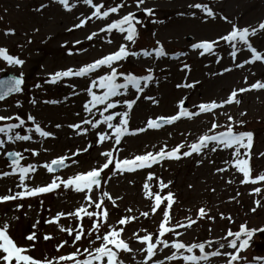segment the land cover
Segmentation results:
<instances>
[{"label": "rangeland", "instance_id": "1", "mask_svg": "<svg viewBox=\"0 0 264 264\" xmlns=\"http://www.w3.org/2000/svg\"><path fill=\"white\" fill-rule=\"evenodd\" d=\"M41 2L48 4V7L38 13L34 9L39 7ZM96 2L99 3L100 0H96ZM104 2L106 5H113L120 3L121 0H104ZM196 2L208 3L217 13V18L204 20L201 18L203 14L199 10L188 8V5ZM144 7L153 8L154 18L163 21V23H153L152 18L145 17L136 9L135 0H126V6L119 14H111L109 20L93 19L87 22L83 28H73L72 31H67L74 23H78V18L90 14L87 6L78 4L69 12L52 0H0V47L7 48L10 54L25 61L22 68L8 66L0 61V68L4 69L0 75L4 73L19 75L20 71H23L25 75L24 91L12 95L8 98L7 103L0 102V115L20 114L22 118H25L30 113L36 117L37 122L47 126V130L55 134V138L49 137L43 141L34 136L35 142H16L6 145L7 150L23 152L26 157L22 161L23 164L42 165L60 155H70L77 148L86 147L95 138V130H90L87 135L78 136L73 129L68 127L69 124L78 123L85 117L82 105L87 98L83 91L89 83L87 78H68L60 85H43L41 89H34L33 85L35 83L43 84L48 74L56 70L67 67L77 68L115 51L119 44L124 42L119 33H100L92 41H88L86 37L93 31L98 32L111 19H116L118 15L126 14L129 11H138L140 18L144 20L143 26L138 29L137 43L132 47L136 51L151 50L155 47V41L159 40L168 52V56L158 60L143 56L130 57L123 64L121 70H131L136 74H143L147 67L152 66L159 81L158 84L153 82L146 89L148 95L154 96L159 101L158 105H153L143 99L138 101L130 112L129 123L132 129L142 127L149 117L174 114L176 102L184 96L188 97L186 104L191 108L193 104L202 101L212 99L219 101L226 98L232 89L247 87L257 80L264 81V63L254 62L244 65L243 68H236L229 55L231 49L227 44H221L216 50L217 55L222 58L220 64L215 62L213 56L205 54L201 57L189 47L196 40L215 39L218 35L229 30L230 25L221 20L220 15L228 17L229 20L238 23L241 27L256 26L259 21L264 20V0H146ZM193 11L196 12V16L188 14ZM181 12L185 14L179 15L178 13ZM8 28L13 29L14 34L5 35ZM106 39H112L113 43H107ZM29 40L31 43H28ZM76 40L81 43L75 44ZM251 43L259 51H264V33L252 37ZM69 49L72 50L71 55ZM178 52L188 54L178 59H172V55ZM237 56L236 62L242 63L249 58L250 54L247 49H242L237 53ZM184 63L191 67L187 82L200 81V84L191 90L175 87L177 83L185 82V71L181 70ZM224 67H230L232 70L223 75H210L211 72H221ZM245 77H247V81H245ZM68 84L75 85V91L79 94L71 95L72 89L67 87ZM65 96H68L67 100L64 99ZM33 97L38 101L57 99L61 103L51 105L40 102L33 106L29 102ZM238 98L241 99V104L225 106L222 111L233 115L237 120L241 119L240 112L246 113L242 117L245 122L242 130L254 133V147L250 163L253 174L258 175L260 172H264V157L259 156V153L264 152V90H252L240 94ZM17 99L22 105L20 108L15 107ZM77 113L80 115L77 116ZM211 119L210 115L202 114L194 121L181 119L174 125L164 126L160 130H147L142 134L128 136L118 146L121 149L119 155L125 157L140 154L145 151L146 146L147 150H153V145H156L158 149L163 144L172 147L182 142H191L210 126L208 121ZM219 121L222 124L225 123L226 117L220 115ZM57 123L62 127L56 129ZM28 125L30 126V122ZM237 130L241 129L238 127ZM21 134L24 133L21 132ZM25 148L35 149L39 155L33 157L30 153L24 152ZM108 148V142H105L103 147L93 146L87 154L79 156L76 165H72L68 161L69 166L58 175L66 179L79 170H86L94 166L100 159L98 153ZM43 149H47V151ZM198 158L194 156L182 158L179 161H164L150 169L165 182L172 181L168 190L174 193L176 200L171 209L173 223H187L186 218L189 216L192 219H197L198 210L201 207H204L208 215L214 218V220L199 219L191 229H180L184 233L181 239L189 243L207 239L218 240L226 236L229 229L237 231L241 224H245L247 228L257 231L254 232L249 246L242 251L241 255L246 260L251 259L253 258L251 253L255 248L256 251L253 255L264 257V206L257 207L255 212L251 211L255 207L257 199H261V203L264 205V194H250L254 187H264V185L259 183L256 185L241 184L242 174L235 173L234 169L217 174L215 169L224 166L223 161L229 159L228 151L209 153L200 165L195 162ZM9 163L3 159V154H0V171H9ZM32 175L33 179L29 182L31 186L45 184L52 178V174L47 173L43 167H38ZM108 175L109 173L106 171L105 179ZM146 176V170L125 173L113 176L110 182L104 186L113 198H122L117 200L118 207H113L110 202L106 204L110 212L109 224L116 223L126 214L128 208L133 210L131 215L139 217L129 223L123 233L124 239L129 240L130 246L134 250L140 248L141 245L134 239H130L133 233L144 234L141 229L156 232L162 219L159 210L157 214L150 215L148 218L139 215L140 212L149 211L150 206V202L142 194ZM229 180H233V183L229 184ZM129 181H133V183H129ZM17 183L18 176L16 175L0 178V195L6 194L9 189L16 191ZM152 183L155 188L156 182ZM82 202L81 194L61 187L39 199L26 198L23 201L0 203V224L7 220L11 224L10 233L18 245L29 247L31 242L27 241L25 237L32 230L31 225L39 219L38 235L40 239L35 243L34 250L28 254L37 259H43L46 256L55 257L72 252L74 248L69 239L68 245L57 252L55 246L68 237L65 233H61L55 224H45L43 221L55 216L57 212L74 210ZM18 203L23 204L19 210L16 209ZM221 214H223V219ZM12 217H18V220H13ZM229 217L230 219H228ZM60 224L68 227L73 224V221L62 218ZM84 226L86 228L89 226L87 219L84 220ZM46 233L51 234L54 239L43 240V235ZM168 238L171 240L173 237L169 236ZM221 242L226 243L227 241L221 240ZM83 246H87L86 240ZM170 251L171 249H162L157 258L163 259L164 256L170 254ZM225 251H230V249L226 248ZM120 258L125 261V264H135L131 255L121 253ZM141 258L139 254L136 255V260ZM209 264H224V258H212Z\"/></svg>", "mask_w": 264, "mask_h": 264}, {"label": "snow or ice", "instance_id": "2", "mask_svg": "<svg viewBox=\"0 0 264 264\" xmlns=\"http://www.w3.org/2000/svg\"><path fill=\"white\" fill-rule=\"evenodd\" d=\"M52 2L69 12L78 4H83L89 8L90 14L78 18V23H74L67 31H72L73 28H83L87 22L93 19L109 20L111 14H119L126 6V0H121L120 3H114L113 5H106L104 0H100L99 3L96 0H74V2L73 0H52ZM145 3L146 0H135L136 9L142 12L145 17L152 18L153 23H163V21L154 18L153 8L144 7ZM47 7L48 4L41 2L34 11L39 13ZM188 8L199 10L203 14L201 18L204 20H215L217 18V13L208 3L196 2L188 5ZM178 14L184 15L185 13ZM188 14L196 16L194 11ZM219 18L230 25L229 30L218 35L215 39L201 38L196 40L189 45L190 49L201 57L205 54L213 56L215 62L220 64L222 58L217 55L216 50L221 44H227L231 49L229 55L236 68L240 69L244 65H250L254 62L264 63V51H259L251 43L252 37L264 33V20L259 21L256 26L241 27L226 16L220 15ZM143 23L144 20L138 18L132 11L118 15V18L111 19L98 32L93 31L86 37L88 41H92L100 33H119L124 42L120 43L115 51L84 63L77 68L67 67L56 70L48 74L43 84L35 83L33 85L34 89H41L43 85H60L68 78L79 77L89 80V83L83 89L87 97L82 105L85 117L78 123L68 125L78 136L87 135L90 130H95V138L86 147L77 148L70 155H60L42 165L23 164L22 161L26 159L23 152L7 150L6 145L15 144L16 142H35L34 136L43 141L49 137L55 138V134L47 130V126L37 122L36 117L30 113L25 118H22L20 114L0 115V122H3L0 123V154L5 155L10 161L8 164L9 171H0V178L18 176V183L15 185L17 190L12 191V189H9L6 194L0 195V203L23 201L26 198L39 199L61 187L81 194L83 197V202L74 210L57 212L55 216L43 221L45 224H55L58 230L68 237V239L62 240L55 246L57 252L68 245L69 239L74 251L51 258L47 256L43 259L34 258L28 253L34 250L35 243L40 239L38 235L40 220L38 219L31 225L32 230L25 237L27 241L31 242L29 247L18 245L10 233L11 224L6 220L3 224H0V264H125V261L120 258L121 253L131 255L132 259L135 260V264H209L210 260L216 257H223L224 264H250L241 253L249 246L254 232L257 230L249 229L245 224H241L239 230L232 231L229 229L226 236L218 240L207 239L191 243L183 241L181 237L184 233L180 229H191L199 219L214 220V218L208 215L204 207H201L198 210L197 219H192L189 216L186 218L187 223H173L171 209L176 200L174 193L168 190L172 181L165 182L150 169L164 161H179L182 158H192L194 156L199 157L195 162L200 165L209 153L228 151L229 159L223 161L224 166L215 169L217 174L234 169L235 173L242 174L241 184L256 185L259 183L264 185V172L254 175L250 163L254 147V133L242 130L245 123L242 117L246 113L240 112L241 119L237 120L233 115L222 111L225 106L241 104L242 101L238 98L240 94L252 90H264V81L257 80L247 87L232 89L226 98L219 101L215 99L202 101L193 104L191 108L186 104L188 97L184 96L176 102L174 114L149 117L142 127L132 129L129 123L130 112L138 101L143 99L153 105H158L159 101L154 96L148 95L146 89L153 82L158 84L159 81L152 66L147 67L143 74H136L131 70H121L123 64L130 57L143 56L158 60L168 56V52L159 40L155 41V47L151 50L141 49L136 51L132 47L137 43L138 29L143 26ZM4 34H14V30L8 28ZM106 42L111 44L113 40L106 39ZM28 43H31V41L29 40ZM80 43L79 40L75 41V44ZM242 49H247L250 56L239 63L236 62L238 60L237 53L241 52ZM69 54H72L71 49H69ZM187 54L186 52H178L174 53L171 58L178 59ZM0 61L8 66L19 68H22L25 63L23 59L10 54L5 47H0ZM181 70L185 71V82L177 83L175 85L177 89L191 90L200 84L198 80L187 82L188 74L191 72L189 64L184 63ZM231 70L230 67H224L221 72H211L210 75H223ZM2 71L4 69L0 68V72ZM99 72L103 74H97ZM245 81H247V77H245ZM24 85L25 75L23 71H20L19 75H10L6 79H0V102L7 103L12 94L22 93ZM67 87L72 89L71 95L79 94L75 91V85L68 84ZM64 99L67 100L68 96H65ZM29 102L33 106L40 102L51 105L61 103L57 99L38 101L35 97L31 98ZM15 107H22L18 99L15 101ZM202 114L212 117L208 121L210 126L191 142H182L172 147L163 144L158 149L156 145H153V150H147L146 146L145 151L140 154L125 157L119 155L121 149L118 146L128 136L142 134L147 130H160L164 126L174 125L181 119L194 121ZM76 115L79 116L80 114L77 113ZM220 115L226 117V122L223 124L219 121ZM28 122H30V126ZM61 127L62 125L59 123L55 125L56 129ZM238 127L241 130H237ZM21 132L24 134H21ZM105 142L109 143V148L98 153L100 159L94 166L86 170H79L66 179L56 174L57 170L69 166L68 161L72 165H76L81 154H87L93 146L103 147ZM43 150L47 151V149ZM24 152L30 153L33 157L39 155V152L32 148H25ZM259 156L264 157V152L259 153ZM73 157H76V159H73ZM209 162L212 163V161ZM38 167L46 169L47 173L52 174V178L45 184L31 186L29 182L33 179L32 174L37 171ZM138 170L147 171L142 186V194L150 202L149 211L140 212L139 215L148 218L150 215L157 214L159 210L162 219L156 232L141 229L144 234L133 233L130 239H134L141 245L140 248L134 250L130 246L129 240L124 239L123 233L126 231V226L139 217L131 215L130 213L133 210L128 208L126 214L116 223L109 224L110 212L106 204L110 202L113 207H118L117 200L122 198H113L104 186L110 182L113 176L135 173ZM106 171L109 173L107 179L104 176ZM153 181L156 182L155 188L153 187ZM129 183H133V181H129ZM228 183H233V180H229ZM165 190L167 191L165 192ZM250 194L262 195L264 194V187H254ZM237 196H239V193H237ZM261 206H264L261 199H257L255 207L251 211L255 212L257 207ZM22 207V203L16 204L17 210ZM62 218L72 220L73 224L65 227L60 224ZM221 218H224L223 214H221ZM12 219L18 220V217H12ZM85 219L89 223L87 228L84 226ZM169 236L173 238L169 240ZM51 239H54L51 234L46 233L43 235V240L49 241ZM85 240L87 246H83ZM221 240L227 242L223 243ZM226 248L230 251H225ZM162 249H171V251L163 259H159L157 257L161 254ZM137 254L142 258L136 260ZM252 264H264V257H257Z\"/></svg>", "mask_w": 264, "mask_h": 264}, {"label": "water", "instance_id": "3", "mask_svg": "<svg viewBox=\"0 0 264 264\" xmlns=\"http://www.w3.org/2000/svg\"><path fill=\"white\" fill-rule=\"evenodd\" d=\"M8 76H10V74L3 76L1 79H6ZM6 159H8V158L6 157ZM59 170H57V171H59Z\"/></svg>", "mask_w": 264, "mask_h": 264}]
</instances>
